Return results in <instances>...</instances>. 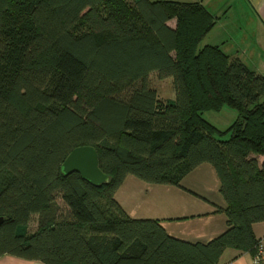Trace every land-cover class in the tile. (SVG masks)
<instances>
[{"label": "trees", "instance_id": "16d2710c", "mask_svg": "<svg viewBox=\"0 0 264 264\" xmlns=\"http://www.w3.org/2000/svg\"><path fill=\"white\" fill-rule=\"evenodd\" d=\"M0 0V258L44 264H220L253 256L264 223V76L220 46L200 3ZM176 20V27L169 22ZM172 80L163 101L150 77ZM225 108L221 129L205 118ZM228 136V137H227ZM91 146L111 181L95 187L62 165ZM210 164L228 228L209 243L172 238L117 202L134 176L182 187ZM36 231L30 232L34 218Z\"/></svg>", "mask_w": 264, "mask_h": 264}, {"label": "crops", "instance_id": "0c3cea01", "mask_svg": "<svg viewBox=\"0 0 264 264\" xmlns=\"http://www.w3.org/2000/svg\"><path fill=\"white\" fill-rule=\"evenodd\" d=\"M237 4L243 6L252 25L247 36L242 35L241 39L236 37V46L229 47L231 44L225 41L226 45L220 47L229 56L239 58L264 76V65H254L256 60L251 57H248L249 61H245L242 53H239L243 49L248 52L253 49L252 54H264V0H237ZM208 10L212 13L211 9ZM249 41L251 46H248ZM116 199L130 217L158 220L169 236L183 242L209 243L228 228L224 211L227 205L220 193V180L210 164H203L195 169L183 180L182 187L150 185L129 176L118 189ZM254 232L257 239L263 238L264 223L254 225ZM219 263L253 264V256L236 249H227ZM0 264L44 263L4 256L0 258Z\"/></svg>", "mask_w": 264, "mask_h": 264}, {"label": "rangeland", "instance_id": "374dc122", "mask_svg": "<svg viewBox=\"0 0 264 264\" xmlns=\"http://www.w3.org/2000/svg\"><path fill=\"white\" fill-rule=\"evenodd\" d=\"M127 2L131 3V0H126ZM151 2H176V3H200L203 6H206L208 9H211L212 13L214 12V16L216 18V26L213 30L204 38L202 41L200 48H203L207 45L219 46L223 47L226 45V42L231 44V46H236V37L241 39L242 35L247 36L248 29L252 22L249 18H247L245 11L243 10V6L237 4V0H150ZM17 0H11L10 7L15 10L17 5ZM176 20H172L169 22L171 27H176ZM256 25V23H255ZM244 26L245 28H242ZM236 30L233 32L232 30ZM237 29L240 31L237 32ZM242 32V33H241ZM235 35V36H234ZM232 39V41H231ZM213 43V44H212ZM216 43V44H215ZM252 43L249 41L248 46H251ZM264 45V44H263ZM253 49L251 52L243 49L240 50V54L245 61H249L248 57L255 59L254 65L261 64L264 65V54L255 55L252 54ZM245 53V54H244ZM247 54V55H246ZM262 57V58H261ZM158 75L153 73L150 77V82L153 88L157 89L160 99L163 101L174 100L175 94L173 90L172 80H159ZM237 111L231 108H225L221 112H207L205 113V118L212 124L218 126L221 129H227L230 125H232L237 119ZM228 137V136H227ZM38 218H34L31 224L30 232L36 231ZM263 238L259 240H263Z\"/></svg>", "mask_w": 264, "mask_h": 264}, {"label": "water", "instance_id": "95a60500", "mask_svg": "<svg viewBox=\"0 0 264 264\" xmlns=\"http://www.w3.org/2000/svg\"><path fill=\"white\" fill-rule=\"evenodd\" d=\"M63 175L79 174L84 180L95 187H102L111 181V177L104 173L100 166L98 151L91 146L75 149L62 165ZM5 218H0V226Z\"/></svg>", "mask_w": 264, "mask_h": 264}, {"label": "built area", "instance_id": "2783aa9c", "mask_svg": "<svg viewBox=\"0 0 264 264\" xmlns=\"http://www.w3.org/2000/svg\"><path fill=\"white\" fill-rule=\"evenodd\" d=\"M253 264H264V239L260 240L255 248Z\"/></svg>", "mask_w": 264, "mask_h": 264}]
</instances>
